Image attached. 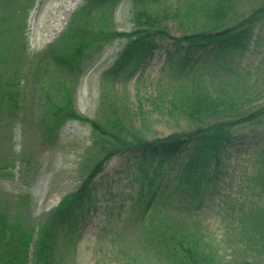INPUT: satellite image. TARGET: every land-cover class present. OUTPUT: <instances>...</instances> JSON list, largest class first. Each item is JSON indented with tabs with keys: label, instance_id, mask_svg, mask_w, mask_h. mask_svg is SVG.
<instances>
[{
	"label": "rangeland",
	"instance_id": "rangeland-1",
	"mask_svg": "<svg viewBox=\"0 0 264 264\" xmlns=\"http://www.w3.org/2000/svg\"><path fill=\"white\" fill-rule=\"evenodd\" d=\"M84 1L0 0V20L8 18L0 21V40L8 36L7 24L16 28L10 50L8 42L3 49L0 42V57L8 59L4 70L13 65L21 68L0 74V82L8 77L11 88L21 92L19 111L15 107L9 110L14 115L0 111V212L3 207L7 214V221L0 219V236L7 232L19 238V229L29 227V220L33 226L40 224L62 196L79 186L98 158L93 147L97 134L129 139L133 133L149 140L264 108L263 19L255 26L246 51L224 63L201 55L181 65L180 53L173 52L168 39L136 65L109 75L105 73L118 56L123 38L82 55L79 67L67 73L65 81L71 85L77 113L98 123L104 133L83 120L70 119L46 138L41 123L49 114L43 89L54 96L59 75L46 50ZM192 1L158 0L149 6L162 3L183 8ZM133 5V0L113 3L108 24L119 32H130ZM260 6L264 8V0H234L226 24ZM167 27L172 36H180L183 30L176 19H170ZM191 84L196 94L206 95L219 106L207 114L193 111L189 118V99L195 94L187 95ZM0 100L11 102L4 94ZM259 121L239 128V148L225 153L216 176L203 184L197 196L181 194L186 185L179 187L176 173L166 171L163 197L152 210L145 209L146 200L135 198L138 183L126 177L125 154L114 155L95 178L89 212L70 229L69 242L59 241L55 264H169L173 259L160 240L188 233L198 236L193 245H187L199 259L205 257V263L199 264H264V118ZM21 200L24 207L16 210ZM4 238L0 264L8 251ZM16 249L15 254L21 255L23 244ZM32 251L31 246L28 264ZM177 257L185 260L181 251Z\"/></svg>",
	"mask_w": 264,
	"mask_h": 264
},
{
	"label": "trees",
	"instance_id": "trees-1",
	"mask_svg": "<svg viewBox=\"0 0 264 264\" xmlns=\"http://www.w3.org/2000/svg\"><path fill=\"white\" fill-rule=\"evenodd\" d=\"M116 1L85 0L73 12L69 23L58 39L46 50V56L59 71L55 82L58 94L50 98L44 91L43 96L45 106L48 108L49 119L41 124L47 135H52L53 130L66 119L86 121L93 129L104 133L103 127L98 123L75 113L69 84L65 81L66 74L79 67L83 53L94 52L107 42L123 38L125 42L111 67L112 72H107L109 74L119 71L122 65H132L142 60L157 48L160 41L168 39L172 40L174 52L180 53L179 60L182 63L201 55H211L213 61L224 63L238 52L247 49L254 27L264 19V8L260 6L246 16L238 18L235 23L226 24L228 17L233 13L234 0H195L183 8L168 4L160 6L162 3L153 8L149 4L158 0H133V29L130 32H119L108 24L111 21L108 8ZM7 19L3 18V20ZM170 19L178 20L183 27L180 36H172L169 33L167 23ZM8 25H6L8 36L3 35L0 42L2 49L8 42L10 50L14 44L12 37L16 28ZM17 27L18 30L21 29L19 24ZM0 61V74L2 75L12 71H21L20 65L8 66L4 70L8 63L5 55L0 57ZM9 80L5 78L3 82H0V97L4 94L11 101L6 104L0 100V111H4L5 105L11 110L19 101V92L11 88ZM16 84L18 83L16 82L13 88ZM189 94L193 95L185 97V101L191 97L188 109L185 104L189 118H193L191 117L195 113L193 111L207 114L219 106L206 95L196 94L193 84L189 86L187 95ZM261 117L264 118V108L231 120L197 126L182 134L173 133L152 140L143 139L133 133L130 134L129 139H122L119 134H110V138L97 134L93 147L95 153H98V158L80 185L62 198L58 206L47 215L36 231L33 226H29L19 229V238L17 236L16 238L13 236H9L8 239L4 238L3 234H8L7 232L1 235L0 241L2 238L8 241L6 260L3 263L27 264L28 249L33 243L32 264H53L52 256L57 248L60 235L67 234L75 220L88 212L95 197L94 179L114 155L125 154L127 157L126 175L138 183L135 197L139 200H146V206H153V202L157 201L162 194L165 185L163 176L166 171H174L179 186L188 185L189 196H196L203 184L216 176V169L225 152L238 148L239 134L237 131L239 128L246 123H259ZM163 222L162 219L157 224L161 225ZM196 236L195 233L183 236L171 234L160 240L169 250L171 260L173 259L169 264H199L200 261L205 263V257L199 259L190 245H187H193L192 243L196 242L198 237ZM18 243L23 244L21 255L19 252L15 254ZM178 251L183 252L185 260L177 257Z\"/></svg>",
	"mask_w": 264,
	"mask_h": 264
}]
</instances>
